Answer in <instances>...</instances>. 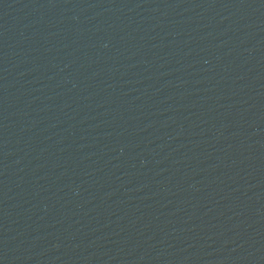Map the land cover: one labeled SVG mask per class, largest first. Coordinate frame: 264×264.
<instances>
[{"label":"water","instance_id":"95a60500","mask_svg":"<svg viewBox=\"0 0 264 264\" xmlns=\"http://www.w3.org/2000/svg\"><path fill=\"white\" fill-rule=\"evenodd\" d=\"M0 264H264V0H0Z\"/></svg>","mask_w":264,"mask_h":264}]
</instances>
